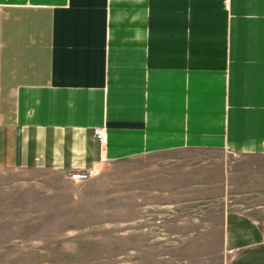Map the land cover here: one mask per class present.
I'll list each match as a JSON object with an SVG mask.
<instances>
[{"label":"crops","instance_id":"crops-1","mask_svg":"<svg viewBox=\"0 0 264 264\" xmlns=\"http://www.w3.org/2000/svg\"><path fill=\"white\" fill-rule=\"evenodd\" d=\"M175 148L264 155V0H0V171ZM222 244L264 264V212Z\"/></svg>","mask_w":264,"mask_h":264},{"label":"rangeland","instance_id":"rangeland-1","mask_svg":"<svg viewBox=\"0 0 264 264\" xmlns=\"http://www.w3.org/2000/svg\"><path fill=\"white\" fill-rule=\"evenodd\" d=\"M264 212V155L175 148L83 183L0 171V264H227L225 212Z\"/></svg>","mask_w":264,"mask_h":264},{"label":"built area","instance_id":"built-area-1","mask_svg":"<svg viewBox=\"0 0 264 264\" xmlns=\"http://www.w3.org/2000/svg\"><path fill=\"white\" fill-rule=\"evenodd\" d=\"M226 1V0H224ZM94 136L99 140L100 146L102 149L106 146L107 143V136L104 129H95L94 130ZM103 151V150H102ZM108 161L106 159V156L102 154L99 159V164H106ZM95 169L89 168V169H81V170H68L65 172L66 178L74 183H83L87 181L91 175L93 174Z\"/></svg>","mask_w":264,"mask_h":264}]
</instances>
